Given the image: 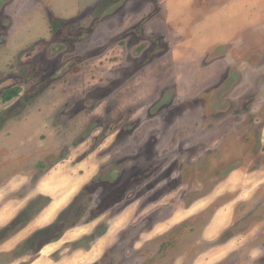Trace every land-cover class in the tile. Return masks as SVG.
I'll return each instance as SVG.
<instances>
[{
  "label": "rangeland",
  "instance_id": "obj_1",
  "mask_svg": "<svg viewBox=\"0 0 264 264\" xmlns=\"http://www.w3.org/2000/svg\"><path fill=\"white\" fill-rule=\"evenodd\" d=\"M0 35V264H264L226 184L264 178V0H8Z\"/></svg>",
  "mask_w": 264,
  "mask_h": 264
},
{
  "label": "crops",
  "instance_id": "obj_2",
  "mask_svg": "<svg viewBox=\"0 0 264 264\" xmlns=\"http://www.w3.org/2000/svg\"><path fill=\"white\" fill-rule=\"evenodd\" d=\"M7 1L8 0H0V10H2L3 6L7 3ZM6 92L7 91L3 92L2 99H3V97H4ZM262 135L264 136V128H263V131H262ZM234 171H236V170H233V172ZM233 172H231V174L228 177H230ZM239 174H240V177L236 178V179H233V183H232V181H230V183L226 181L227 189L229 188V190L231 192L236 190V194H238L237 195L238 198L236 197L235 199H237L238 201L240 200V198H242V199H249V198L252 199L253 198L254 199V197L256 195H259L260 193L261 194L264 193V191H263L264 178L262 176H257V174H255V175H251V176H248L245 179H243V178H241L243 176V173H239ZM235 199H233V200H235ZM230 201H232V200H230ZM228 204H230V203H228ZM223 205H225V204H223ZM218 212L219 211H217V213L213 217V219L211 221L212 223L216 222L217 224H219L218 223L219 221H216ZM5 214H6V212L1 210L0 211V218H2V217L4 218L6 216ZM1 222H2L1 226H4L5 224L8 223V221H6V219L5 220L3 219V221H1ZM26 226H27V224L25 226L21 227V229H19L17 232H15L13 234V236L9 239V240H11V243H10V245L8 247H5L7 245V243H8V241L0 243V253H3V251L5 252L6 250H11V249L16 248L19 245V243H21V241L22 242L25 241V239H27L29 236H31V234H33V233H29L28 235H24V234H26L24 232L26 230ZM53 243H56V242L55 241H53V242L51 241V242H48V243L46 242V244H44V246H42V247L44 248V247H46L48 245H51ZM43 248H41V250H39L38 256L41 255V252H42ZM5 253H7V252H5ZM38 259H40V257H38L37 259L35 258V260L30 262V264L34 263ZM17 264H19V263H17Z\"/></svg>",
  "mask_w": 264,
  "mask_h": 264
},
{
  "label": "trees",
  "instance_id": "obj_3",
  "mask_svg": "<svg viewBox=\"0 0 264 264\" xmlns=\"http://www.w3.org/2000/svg\"><path fill=\"white\" fill-rule=\"evenodd\" d=\"M58 24V20L54 19V21L52 22V25L55 27ZM20 92V88L19 87H14L12 89L7 90V92L5 93L3 100L4 101H9L12 98H14L15 96H17Z\"/></svg>",
  "mask_w": 264,
  "mask_h": 264
},
{
  "label": "flooded vegetation",
  "instance_id": "obj_4",
  "mask_svg": "<svg viewBox=\"0 0 264 264\" xmlns=\"http://www.w3.org/2000/svg\"><path fill=\"white\" fill-rule=\"evenodd\" d=\"M51 24H52V23H51ZM4 41H5V40H4V37H3L2 35H0V45H1ZM14 87H18V86L16 85V86H13V87H8V88H6L5 91H7V90H9V89H12V88H14ZM5 91H4V92H5ZM20 92H21V91H20ZM20 92H19V94H20ZM19 94H18V95H19ZM18 95H17V96H18ZM15 97H16V96H15ZM15 97H14V98H15ZM12 99H13V98H12ZM5 102H6V101H5ZM27 223H28V222H27Z\"/></svg>",
  "mask_w": 264,
  "mask_h": 264
}]
</instances>
